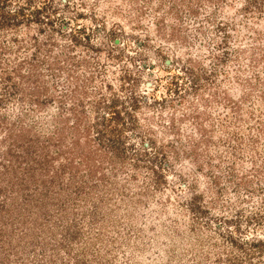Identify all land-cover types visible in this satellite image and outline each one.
<instances>
[{"label": "rangeland", "instance_id": "obj_1", "mask_svg": "<svg viewBox=\"0 0 264 264\" xmlns=\"http://www.w3.org/2000/svg\"><path fill=\"white\" fill-rule=\"evenodd\" d=\"M0 264H264V0H0Z\"/></svg>", "mask_w": 264, "mask_h": 264}]
</instances>
